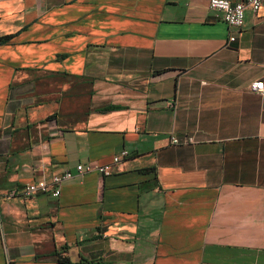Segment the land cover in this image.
I'll use <instances>...</instances> for the list:
<instances>
[{
    "label": "crops",
    "instance_id": "0c3cea01",
    "mask_svg": "<svg viewBox=\"0 0 264 264\" xmlns=\"http://www.w3.org/2000/svg\"><path fill=\"white\" fill-rule=\"evenodd\" d=\"M209 3L0 0V264H264V6Z\"/></svg>",
    "mask_w": 264,
    "mask_h": 264
},
{
    "label": "built area",
    "instance_id": "2783aa9c",
    "mask_svg": "<svg viewBox=\"0 0 264 264\" xmlns=\"http://www.w3.org/2000/svg\"><path fill=\"white\" fill-rule=\"evenodd\" d=\"M264 6V0H240L232 3L229 0H210L209 8L211 10L220 12L222 19L231 27L242 28L245 21L246 9H251L257 13ZM235 37L231 36L230 41H234ZM252 91L264 95V80L256 81L251 85ZM174 144H180V141L172 137ZM186 143H193V139H187ZM129 152L127 150L121 151L113 158V163L110 165H78L75 171L68 169L60 175H54L50 181L37 180L27 183L23 187H16L11 190L7 197H31L38 194H50L54 197L61 195L62 184L74 178L75 175H83L84 173L97 172L104 176H111L118 167L127 160Z\"/></svg>",
    "mask_w": 264,
    "mask_h": 264
},
{
    "label": "trees",
    "instance_id": "16d2710c",
    "mask_svg": "<svg viewBox=\"0 0 264 264\" xmlns=\"http://www.w3.org/2000/svg\"><path fill=\"white\" fill-rule=\"evenodd\" d=\"M114 108H116V107L105 108V109H103L102 111H103V112H107V111H110V110H112V109H114ZM61 260H62V262H63L64 264H67V263H68V259H67L66 257H65V258H62Z\"/></svg>",
    "mask_w": 264,
    "mask_h": 264
}]
</instances>
